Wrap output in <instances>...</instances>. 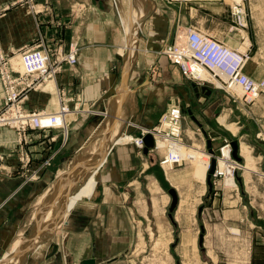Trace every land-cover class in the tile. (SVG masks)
<instances>
[{
  "label": "crops",
  "instance_id": "crops-1",
  "mask_svg": "<svg viewBox=\"0 0 264 264\" xmlns=\"http://www.w3.org/2000/svg\"><path fill=\"white\" fill-rule=\"evenodd\" d=\"M15 1L0 0V9L7 8L0 18V48L16 51L41 38L47 46L63 49L76 42L77 64L62 70L55 91L65 88L94 109L70 118L67 132H30L32 168L51 159L38 181H27L18 172L16 132L0 128V154L7 168L0 172V264H55L60 255L73 264L94 257L103 264L118 257L112 246L131 235L133 209L127 195L133 186L138 193L147 156L126 141L155 125L188 84L158 51L187 28L234 45L228 37L234 1L127 0L123 5L118 0L123 11L117 14L110 0H39L35 17ZM134 6L144 13L138 24L129 12ZM123 17L139 30L130 41L121 29ZM44 91L30 93L25 109L56 111V92ZM3 102L0 86V109ZM187 110L196 119L193 113L198 112ZM96 144L97 156L83 152ZM108 145L112 148L104 154ZM90 175L96 181L93 193L73 202Z\"/></svg>",
  "mask_w": 264,
  "mask_h": 264
},
{
  "label": "rangeland",
  "instance_id": "rangeland-1",
  "mask_svg": "<svg viewBox=\"0 0 264 264\" xmlns=\"http://www.w3.org/2000/svg\"><path fill=\"white\" fill-rule=\"evenodd\" d=\"M38 1L16 0L13 5L19 4L25 7L27 12L35 17L40 11ZM110 1L117 14L119 11H123V8L118 7V0ZM121 1L124 5L123 1L127 0ZM233 1L235 4L233 6L234 18L233 24L229 27L228 37L234 41L235 45L220 42L243 51L247 50L248 61L245 65V73L255 80H263L264 0ZM130 4L127 3V7ZM139 7L134 6L129 10L130 14L133 13L136 24L140 21V15L144 16L143 11L141 9L139 11ZM6 10V7L0 9V18L4 16ZM117 16L119 17V15ZM238 17H240V23ZM119 21L121 20L119 19ZM122 21L121 29L123 33L124 29L128 31L127 37L130 41L134 34L136 36L139 33V30L135 23L134 27L130 25L125 17ZM127 28H132V31ZM188 29L190 28H187L184 33L177 34L172 44L166 45L158 51V55L166 58L171 65L176 67L185 83L188 84L185 86L186 89L180 92L181 94L176 93L174 102L170 103L168 109L160 115L155 125L144 130L141 129V135H132L133 137L131 136L129 139L130 142L126 141L133 142L138 153L146 151L147 146L144 141L146 136L152 138L153 146L148 147L146 151L147 156L145 155L144 158V171L142 181L137 189L138 193H135L136 186H133L129 188L130 191L127 195L128 207L133 209L132 224L130 225L131 235L127 242L116 243L112 246V253L118 257L105 260L103 264H264V93L262 92L253 103L247 104L243 94L239 95L233 87H231L233 90H230L224 84L220 85L211 75L209 76L210 80L202 81L186 77L182 70L165 54V49L175 44L178 45ZM73 45H76L79 52L76 42L70 43L68 49H63L59 45L49 47L41 38L40 41L25 45L18 50L40 47L51 55L50 59L56 65L59 57L66 58L70 55ZM2 51L6 55H13V51ZM60 63V69L54 74V79L41 89L30 91L28 95L44 90L51 91L53 89L55 91L54 86L58 75L66 66H74L65 60ZM17 67L20 68V65ZM190 83H192L191 86ZM55 92L58 101L56 111L26 110L31 113L51 114L56 113L63 104H66L67 109H70L71 112L79 111L75 115H69L72 119L88 115L91 113V109H94L93 104H88L79 97H71L65 88H56ZM174 106L178 107L181 113L180 143L175 144L183 147L184 153L200 148L199 150L208 153L211 157L205 180L196 179L193 176L195 162L187 158L182 160L181 156L180 161L171 165L165 164L169 143L165 145L157 140L160 145L157 144V147L152 134L144 135L146 131H152L159 127L164 115ZM3 107L0 109V114L6 112ZM187 109L198 112L193 113L196 119L189 115L191 111ZM0 128H9L16 132L17 160L20 169L18 172L25 174L27 181H38L41 172L51 166V159L35 165L34 169L32 168L33 157L28 149L30 132L52 129H61L67 132L68 125L66 128L29 130L22 136L13 128ZM164 131H167V128ZM142 136L144 144L141 148L136 146L135 140ZM126 137L120 136L119 139ZM226 142L231 144V154H229L230 159L228 160L235 163V170H231V176L234 177L236 184L234 187L228 186L227 178L229 176L221 171L224 166L223 160H225L221 158V150ZM234 144L237 145L236 156H234ZM241 144L244 146L243 149ZM111 148L108 145L104 154L109 153ZM99 149V145L96 144L87 147L83 152L87 155L97 156L100 152ZM1 155L5 158L3 154ZM214 160L216 169L213 174L209 175ZM5 164V162H1V165L6 167ZM85 164L88 163L85 162ZM217 171H221L224 179L219 176L215 177ZM35 172H39L38 177L31 179ZM132 191L134 193H130ZM170 191H174L176 194L175 207L172 206L173 197ZM68 212L65 211V215ZM92 259L95 261L94 264L102 262L99 257ZM86 260L89 259L81 260L75 264H84ZM54 263L73 264L61 255L58 262L55 259Z\"/></svg>",
  "mask_w": 264,
  "mask_h": 264
},
{
  "label": "built area",
  "instance_id": "built-area-1",
  "mask_svg": "<svg viewBox=\"0 0 264 264\" xmlns=\"http://www.w3.org/2000/svg\"><path fill=\"white\" fill-rule=\"evenodd\" d=\"M237 19L239 21L240 17ZM238 49H234L195 28H190L178 45L175 44L165 49V54L189 79L202 81V78L192 68L201 67L210 72L212 78L220 85L223 86L224 84L230 90H233L231 88L233 86L242 87L245 102L251 104L264 92V79L257 83L245 73V65L248 61L247 50L239 51ZM50 56L46 50L40 47L23 49L22 51L16 50L13 51L12 56L6 55L0 49V85L5 98L3 109H6L5 113L0 114V127L13 128L18 131L20 136L25 135L29 130H46L53 127L66 128L67 121L70 119L69 115H75L79 112H71L70 109H67L66 104H63L56 113L51 114L31 113L25 109L24 101L28 98V93L41 89L54 79V74L60 69V62L65 60L71 65L77 63L78 49L76 45H73L70 55L66 58L59 57L56 65L52 63ZM16 58L20 60V68L15 64ZM218 72L224 74L228 79L222 78ZM180 121V109L174 106L164 115L159 127L144 133V135L152 134L156 140V145L158 139L169 143V155L165 158V164L169 159L179 160L178 156L172 154V151L179 146L175 143H180ZM166 128L167 131H164ZM135 142L138 147L142 148L143 136ZM223 149H229L231 154L229 142L224 144ZM222 150L221 158L224 157ZM2 161L5 162V158L1 155L0 172H7V168L1 165ZM229 165L235 170V163L233 164L231 160ZM38 174L39 172H35L31 179H36ZM217 176L224 179L221 171L215 173V177Z\"/></svg>",
  "mask_w": 264,
  "mask_h": 264
},
{
  "label": "bare ground",
  "instance_id": "bare-ground-1",
  "mask_svg": "<svg viewBox=\"0 0 264 264\" xmlns=\"http://www.w3.org/2000/svg\"><path fill=\"white\" fill-rule=\"evenodd\" d=\"M230 47H232V46H230ZM232 48L237 49L236 47H232ZM238 50L239 51H243L240 48ZM192 68L194 69L195 72H197V74L202 78V80H210V77L209 76L210 75L212 76V74L210 72H207V71L203 70L201 67H196V68L195 67H192ZM218 73L221 75L222 78L228 79V77H226L221 72H218ZM253 80L255 82L259 83L262 79H259V80L253 79ZM233 88H235V91H237L239 95L244 93V89L242 87H240V86H233ZM235 91H233V92H235ZM158 141H161V142H159L161 144H162V142L165 145L167 144L165 142V140H159L158 139ZM182 146H184V145H182ZM241 146H242V149H243L244 148L243 144H241ZM181 148H182V150H181ZM190 149H192V148H190ZM199 149H193V150L188 151L187 153L186 152L184 153L183 147L178 146L175 150L172 151V154H175L176 156L179 155L178 156L179 160L174 161V160H171V159H169L167 157V159H169V161L167 162V164L168 165H171L174 162H178L181 159L184 160V158H187V159L195 162V169H194V172H193L194 173L193 176H195L196 179L205 180L206 179L207 170L209 168L210 158L211 157H210V155L208 153H206L204 151H201ZM167 151H168V153H167V156H168L169 155V150H167ZM222 151H223V156H224L223 159H225V160H223L224 166L222 167L221 171H222V173H225V175L229 176L227 178V184H229L228 186H233L234 187L236 185L235 184V179H234L233 176H231V174H232L231 173L232 167L229 165V163H230L229 161L230 160H228V159H230V156H229L230 150L229 149H223ZM181 156H182V158H181ZM225 184H226V182H225ZM95 186H96V181H95L94 175H90L88 181L84 184V186L80 189V191H78L79 193L78 194L75 193V196L72 197L73 198V202H75L76 200H78L79 198H81L83 196L91 195L93 193L94 189H95ZM192 242H193V240H192Z\"/></svg>",
  "mask_w": 264,
  "mask_h": 264
},
{
  "label": "water",
  "instance_id": "water-1",
  "mask_svg": "<svg viewBox=\"0 0 264 264\" xmlns=\"http://www.w3.org/2000/svg\"><path fill=\"white\" fill-rule=\"evenodd\" d=\"M144 141H145V144H146L147 148L153 146V140H152V138L150 136H146L144 138ZM147 148H146V151H147ZM236 149H237V145L234 144V156H236ZM215 169H216V163H215V160H214L212 162L211 169L209 170V175L213 174L215 172ZM170 194L173 197V203H172L173 205L172 206L175 207L176 202H177L176 194H175L174 191H170ZM94 263H95V261L92 260V259L84 261V264H94Z\"/></svg>",
  "mask_w": 264,
  "mask_h": 264
}]
</instances>
